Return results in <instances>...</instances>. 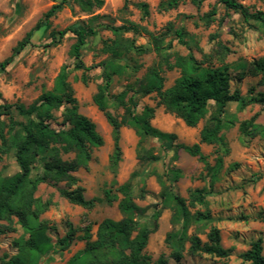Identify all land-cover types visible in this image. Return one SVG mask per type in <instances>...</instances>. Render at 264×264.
Listing matches in <instances>:
<instances>
[{
  "label": "rangeland",
  "instance_id": "374dc122",
  "mask_svg": "<svg viewBox=\"0 0 264 264\" xmlns=\"http://www.w3.org/2000/svg\"><path fill=\"white\" fill-rule=\"evenodd\" d=\"M88 1L94 3L93 0H0V62L13 53L18 42L52 6L61 3L48 24L33 34L31 44L4 70L0 69V103L32 104L43 92L52 89L63 66L72 65L70 49L75 37L67 32L59 39V31L74 24L92 27L95 31L82 48L83 62L90 67L85 72L87 83L81 80L83 71L74 70L70 72L68 82L73 88L79 112L95 124L104 142L101 147L92 148L87 167L75 172L79 185L84 188L85 199H96V202L93 208L85 209L60 195L59 189L66 188L64 183L39 185L35 197L52 201L40 220L45 221L46 235L54 245L50 252L40 257L39 264H66L85 246V242L78 238L84 227H91V239L95 240L98 225L104 219L120 220L122 214L118 202L121 195L116 189L127 181L132 186L133 201L142 209L136 216L137 220L153 230L146 247V253L152 260L164 254L170 264H248L242 261L240 254L258 238L262 239L264 255V220L260 218L264 216V136L243 137L240 132L244 121L253 119V123L264 125L262 104L251 103L242 110L235 102L227 104L222 119L231 124L220 133L229 148V153L224 156L216 145L200 143V131L213 111L212 104L205 119L196 127H187L180 118L159 104L155 93L138 96L137 111L140 112L144 106L154 108L151 124L175 134L176 143L188 146L199 144L209 166H214L216 159L223 156L217 180L210 184L206 166L198 157L189 155L183 149L175 151L156 139L141 141L128 126L119 130L121 159L113 167L110 160L114 151L113 129L93 103L99 86L116 95L127 87H136L150 67L162 63V58L154 50V38L169 55L171 64L175 63L177 56L192 55L203 67L226 66L231 77V90L238 88L243 96L264 92L259 77L247 74L240 67V64L264 57V33L254 20H246L239 11L226 9L220 0H184L169 8L166 6L168 0H103L102 6L93 5L90 9ZM237 2L249 13L264 14V0ZM122 27L125 28L121 32L123 39L133 41L136 46L147 47L149 51L143 55L126 54L122 63L131 68L126 74L114 76L106 87L98 65L110 57L105 52V45L116 38L114 30ZM178 31L183 35L181 38ZM161 66L164 88L167 89L180 77L181 70L178 67L168 69L165 64ZM242 73L238 81L237 77ZM110 111L119 119L124 113L122 108L113 107ZM14 116L18 118L15 113ZM54 116L53 125L58 127L62 121L61 110L54 111ZM7 130L8 120L2 118L0 133ZM145 153L158 159H142ZM68 157L72 156H64ZM235 163L238 166L231 167ZM170 170H179V179L172 181ZM17 171L14 151L2 155L0 174L12 175ZM39 171L37 165L33 174ZM159 178L170 192L184 199L192 215L200 213L206 217L192 224L191 233L205 242L211 228L219 230L221 244L229 250L227 258L186 253L181 261L176 262L169 257L165 239L179 225L174 224V209L164 208L161 204ZM196 189L203 190L204 204L191 202V193ZM107 190L117 195V200L108 203L104 196ZM2 225L7 227L8 223L2 222ZM69 225L76 230L75 238L62 250L56 243L66 235ZM5 229L0 234V264H10L12 257L18 253L17 241L21 237L28 238L15 218Z\"/></svg>",
  "mask_w": 264,
  "mask_h": 264
},
{
  "label": "trees",
  "instance_id": "16d2710c",
  "mask_svg": "<svg viewBox=\"0 0 264 264\" xmlns=\"http://www.w3.org/2000/svg\"><path fill=\"white\" fill-rule=\"evenodd\" d=\"M87 2L90 9L93 5L100 7L103 0ZM184 0H168L167 8L176 6ZM226 9L236 10L246 20H254L258 29L264 33V14L262 12L249 13L237 0H220ZM61 7V3L52 6L37 24L20 40L13 49V53L0 62V69L4 70L14 58L28 45L31 44L33 34L41 27L48 24L49 19ZM145 7V5H143ZM114 30L116 38L105 45V52L110 57L100 62L101 77L105 86H109L114 76L126 74L131 68L122 63V58L128 53L143 55L149 51L147 47L136 46L133 41L123 39L122 30ZM135 30L134 28H132ZM67 32L75 37V42L70 49L73 59L71 66H63L54 80L52 89L43 92L32 104L25 106L20 103H0V125L2 118L8 120V130L0 133V159L14 151L18 171L12 175L0 174V234L9 228L13 218L23 229L28 238L21 237L17 241L18 253L12 257L10 264H39L40 257L50 252L54 245L46 235L45 221L40 216L45 213L52 201L35 197L40 184L64 183L66 188L59 189L61 196L70 203L85 209L94 207L96 199L87 200L84 197V188L79 185L75 172L79 168H86L91 160L92 148L103 145V138L97 132L95 124L79 112V107L74 91L68 82L72 70L83 71L81 80L87 83L86 71L90 70L82 59V48L90 36L95 34L92 27L74 24L59 31L57 36L61 39ZM178 36L183 35L178 31ZM55 40V37H54ZM154 50L162 58V63L152 66L141 78L136 87H127L116 95L108 93L103 86H99L93 96V103L101 111L113 129L114 151L111 155L113 167L121 159L119 146V130L122 126L132 128L140 140L156 139L166 147L175 151L183 149L189 155L198 157L202 161L210 177V184L217 180L223 166V156L216 159L214 166H209L206 157L202 154L199 144L192 146L176 143L177 136L164 132L151 124L154 108L144 106L137 111L138 96H147L155 93L158 102L165 110L180 118L187 127H196L208 114L210 104L213 111L200 131V143L216 145L218 151L225 156L229 153L228 145L220 134L229 127L231 122L224 121L222 114L230 102H235L239 110L248 104L260 103L264 107V92L250 93L243 96L238 88L231 90V77L226 66L213 67L201 66L192 55L187 57L177 56L175 63H169V55L157 38H154ZM162 64L168 69L178 67L181 75L174 84L165 89L162 76ZM246 73L259 77V83L264 85V57L254 59L249 63L240 64ZM243 76L237 77L239 81ZM132 92L130 95L129 93ZM1 98V93H0ZM124 110L120 119L111 113V108ZM61 110L62 121L55 127L54 111ZM15 115L18 117L16 118ZM243 137L255 135L264 136V125L253 123V119L244 121L240 125ZM72 156L64 158V156ZM142 159L157 160L158 157L145 153ZM39 165L40 171L33 174ZM238 164H232L236 168ZM172 181L180 177L179 170H170ZM162 186L161 204L164 208H173L174 224L178 229L169 232L165 244L169 249V257L179 262L185 254L192 256L208 255L217 258H227L229 250L221 244L220 232L211 228L207 234V241H202L190 227L195 222H201L206 217L200 213L192 215L185 205L184 199L170 192L165 182L159 178ZM116 191L121 195L118 209L122 214L120 220L104 219L97 228L95 240L91 239V227H84L78 236L85 242V246L76 252L66 264H170L164 254L156 260L146 253L148 239L153 230L140 223L136 216L142 209L133 201L132 186L130 181L120 184ZM105 200L111 203L117 200V195L105 191ZM191 202L205 203L203 190H194L191 193ZM158 216V213L156 217ZM264 220V216H260ZM7 222L8 226L2 225ZM66 235L57 241V245L66 249L75 238L76 230L69 225ZM244 263L264 264L262 239L252 241L249 248L240 254Z\"/></svg>",
  "mask_w": 264,
  "mask_h": 264
}]
</instances>
